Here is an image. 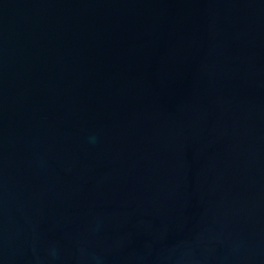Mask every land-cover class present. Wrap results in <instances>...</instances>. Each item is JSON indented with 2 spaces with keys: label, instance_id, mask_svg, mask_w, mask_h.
<instances>
[{
  "label": "water",
  "instance_id": "water-1",
  "mask_svg": "<svg viewBox=\"0 0 264 264\" xmlns=\"http://www.w3.org/2000/svg\"><path fill=\"white\" fill-rule=\"evenodd\" d=\"M0 264H264V0H0Z\"/></svg>",
  "mask_w": 264,
  "mask_h": 264
}]
</instances>
